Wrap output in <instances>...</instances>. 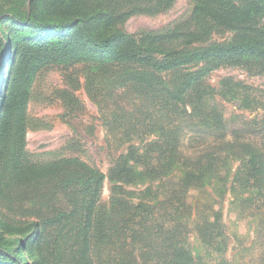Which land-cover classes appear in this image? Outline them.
Here are the masks:
<instances>
[{"label": "rangeland", "instance_id": "rangeland-1", "mask_svg": "<svg viewBox=\"0 0 264 264\" xmlns=\"http://www.w3.org/2000/svg\"><path fill=\"white\" fill-rule=\"evenodd\" d=\"M3 2L5 11L15 8L25 13L30 5L29 0ZM6 2L17 5L10 7ZM232 2L240 4L242 0ZM193 9V0H78L72 12L107 20L104 34L112 30L125 33L143 48L151 47L157 36H167V40L178 37L166 47L168 51L185 53L178 58H190L192 54L194 58L201 48L241 40L240 30L205 25L208 33L202 32L198 42L187 46L194 40L188 34L203 30ZM258 22L264 29V14ZM1 26L3 34L13 35L11 23ZM250 38L264 41V35L251 34ZM30 53L34 59L44 55L36 50L27 51L25 56ZM152 59V65L129 69L92 61L42 65L27 92L23 125L14 123L15 104L0 119V222L17 230L15 236L5 234L2 239L28 240L36 233L25 252L30 264H162L163 251L159 252L160 243L155 240L151 250L147 248L145 252L131 241L95 249L96 234L82 218L84 189L76 183L75 175L51 174L50 167L47 173L32 168L25 176L17 171L14 162L27 160L34 166L61 158L78 160L106 176L98 190L99 204L106 205L112 186L107 174L124 148L167 146L172 133L183 159H196L207 152L219 157L217 178L211 176L209 185L189 190L185 196L187 209L177 215V220L186 226V249L193 255L194 262L186 263L264 264V61L251 57L228 61L194 58L173 67L174 56L153 54ZM156 63L161 64L160 70L154 68ZM229 81L251 89L255 102L239 107L238 102L230 101L222 93L223 85ZM21 84L16 80L18 89ZM133 86L147 90L139 92ZM150 92H157L162 100L147 103L146 98L154 96ZM9 93L14 95L10 90ZM9 102L5 100L2 108ZM155 103H160L164 112V103L169 109H179L175 112L179 116L153 109ZM191 108L195 109L190 115ZM210 110L218 112L223 128L211 125ZM243 148L260 155L263 174L258 182L251 179L243 184L245 174L234 173L245 160ZM163 179L166 183L167 179ZM166 185L167 190L176 192L174 180ZM156 187V182L151 190L147 185L129 187L132 201L140 199L148 188L152 204L164 203L167 191L159 187L155 192ZM175 204L167 207L164 203L161 210L170 214ZM216 217L218 227L212 231L209 224H214ZM168 225V229L172 228ZM87 236L86 249L95 256L76 254L85 247ZM5 241H0V248L10 252L11 245Z\"/></svg>", "mask_w": 264, "mask_h": 264}, {"label": "trees", "instance_id": "trees-1", "mask_svg": "<svg viewBox=\"0 0 264 264\" xmlns=\"http://www.w3.org/2000/svg\"><path fill=\"white\" fill-rule=\"evenodd\" d=\"M3 1L5 0H0V119L3 120L5 113L11 112V107L15 104L17 108L13 114L16 113L17 117L14 123L18 126L23 125V120L25 121L24 109L27 92L35 74L42 65L92 61L98 65L111 64L129 69L130 67H141V65H152L153 54H162L166 57L174 56L173 63H171L173 67H180L186 61H193L194 58L203 60L216 58L228 61L251 57L264 61V41L250 38L251 34H256L258 37L264 35L263 27L258 26V18L264 14V0H242L240 4H235L232 0H193V12L203 24V30L200 33L191 31L188 35L194 40L187 46L198 42L201 39L199 34L202 32V34L208 33L205 25H211V29L221 26L231 30H240L243 34L241 40L237 38L224 45L201 48V53H196L194 58L193 54L190 58H178V55L185 53L166 50V47L178 37L167 40V36H157L152 40L151 47L143 48L136 39L125 33L112 30L110 34H104L103 31L106 28L104 22L107 20L93 18L92 15L88 16L89 14L72 12V9L77 7L78 0H29V9L25 13L21 9L15 8H8L5 11V5L3 6L5 2ZM6 3L10 7L17 5L14 2ZM3 23H11L14 26L12 36L1 32ZM245 38H247L246 41ZM155 43L159 46L157 47ZM36 50L44 53L42 58L34 59L31 53L25 56L27 51ZM147 53L151 54L146 55ZM22 59L24 72L21 66ZM163 65L165 66V63ZM160 66L161 64L156 63L154 68L160 70ZM9 77H13L12 82L7 81ZM16 80L21 81L22 84L19 86L21 89L15 86ZM226 84L222 87V93L228 96L230 101L238 102L239 107L255 102L251 89L238 82L229 81ZM133 87L139 92L147 90L139 86ZM9 90L14 94L12 97ZM151 90L155 91L152 88ZM150 93L154 96L149 95L150 98H146L147 103L152 104L162 100L156 95L157 92ZM5 100H10V102L8 105H4L3 112L2 106ZM175 101L184 102V100ZM166 103L163 104L165 112L160 103H155L153 109L159 108V112L173 113L179 116L175 113L179 109L174 107L169 109ZM194 109L191 108L190 115ZM211 112L212 117L207 115L211 119V125L223 128L220 125L221 120H219L218 112L210 110L209 114ZM130 132L129 130L127 134ZM170 135L169 138H173L167 146L147 145L141 148L133 146L124 148L117 158V163L107 174V180L112 186L111 196L106 205H100L98 202L100 195L98 190L102 187L106 176L78 160L61 158L48 165L36 164L34 166L27 160H17L14 164L17 171L25 176L32 168L39 171L42 169L44 173H47L50 167L52 168L51 174L75 175L76 183L84 189L81 194L85 199L83 202L85 217L82 218L85 219V225L87 224L96 234L95 240L98 245L95 249L111 247L118 242L124 244L131 241L134 242L133 245L137 244L145 252L147 248L151 250V244L155 240L160 243L159 252L163 251L162 264H188L189 261L194 262L193 255L186 249V226L181 220H177V215L179 213L182 215L187 209L185 196L191 190L202 185L207 186L212 179L217 178L216 174L219 172L215 166L219 157L207 152L196 159H183L177 152L175 135L173 133ZM241 152L245 160L236 168L235 175H239L241 172L245 174L243 184H248L251 179L258 182L259 177L263 174L262 162L259 160L260 155L250 152L247 148H243ZM154 154H157L158 157L155 158ZM152 159H155V163H152ZM78 175H82V177ZM211 176L212 179H210ZM164 177L168 180L166 183L162 182ZM171 180H174L178 185L176 192L166 189V184ZM154 182L157 183L155 192L159 191V187L166 189L164 203L167 207H172V203H176L172 213L168 214L166 210L164 212L161 210L164 203L159 205L158 202L155 204L153 202L152 204L148 188L146 191L145 189L142 191L143 196L140 199L138 197L136 202L132 201L129 187L147 185L151 190V185ZM155 212L156 214L159 212L156 217L153 216ZM214 221V224H209L212 231L218 227V217ZM167 224L172 228L168 229ZM16 231V228L0 222V241H5L2 239L5 234H14L15 236ZM35 237L36 233L29 236L28 240L17 238L5 241L8 243L7 245H11V251L8 252L0 248V264H30L25 252ZM87 240L88 236L85 239V247L82 250H77L76 254L95 256L90 255L92 252H88L86 249ZM20 258H22L21 261ZM187 261L188 263H186Z\"/></svg>", "mask_w": 264, "mask_h": 264}]
</instances>
